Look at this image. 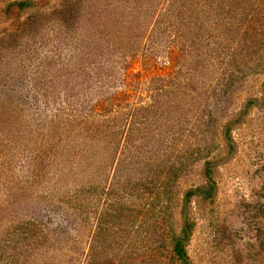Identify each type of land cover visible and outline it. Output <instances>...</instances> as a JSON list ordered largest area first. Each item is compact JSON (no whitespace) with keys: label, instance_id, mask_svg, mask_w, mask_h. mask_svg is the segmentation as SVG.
Returning <instances> with one entry per match:
<instances>
[{"label":"rangeland","instance_id":"1","mask_svg":"<svg viewBox=\"0 0 264 264\" xmlns=\"http://www.w3.org/2000/svg\"><path fill=\"white\" fill-rule=\"evenodd\" d=\"M0 264H264V0H0Z\"/></svg>","mask_w":264,"mask_h":264},{"label":"trees","instance_id":"2","mask_svg":"<svg viewBox=\"0 0 264 264\" xmlns=\"http://www.w3.org/2000/svg\"><path fill=\"white\" fill-rule=\"evenodd\" d=\"M27 2H20L21 5H25ZM204 191H207L204 190ZM192 192L189 191L187 193V195L191 194ZM173 252L178 255L180 258H184L185 259V253L186 251L184 250V246H183V243H182V239H178L175 241V244H174V247H173Z\"/></svg>","mask_w":264,"mask_h":264}]
</instances>
